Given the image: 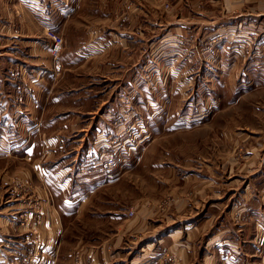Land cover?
<instances>
[{"label":"crops","instance_id":"obj_1","mask_svg":"<svg viewBox=\"0 0 264 264\" xmlns=\"http://www.w3.org/2000/svg\"><path fill=\"white\" fill-rule=\"evenodd\" d=\"M101 3L104 0H0V264H21L37 246L40 257L32 264H78L76 256L79 264H251L249 255L264 256V106L252 113L253 119L228 121L219 129L222 149L218 143L208 145L210 136L203 146L199 137L190 139L195 125L186 115L180 117L179 106L192 80L218 78L213 72L203 73L196 66L188 71L192 66L187 61L171 58L168 62L175 65L161 73V88L146 91L148 99L161 91L164 97L162 142L169 153L163 199L170 208L162 226L148 235L125 228L118 199L101 195L120 182L92 168L91 143L103 138L106 129H98L106 125L96 114L89 115L107 100L92 103L88 91L59 89L53 71L62 62L73 64L86 50L138 42L132 34L106 33L98 25L105 22L98 16L108 14ZM71 26L79 31L76 37L69 33ZM48 27L64 35L65 48L75 57L53 58ZM101 50L87 55L88 60L105 67L100 76L108 69L111 79H122L125 62L117 57L104 61L106 52ZM231 65L227 79L249 80L253 73L264 78V71L252 70L264 62L233 60ZM155 74L148 68L131 76ZM91 126L96 130L93 139L84 130ZM78 129L84 132L77 149L70 139ZM95 195L97 205L92 203ZM40 208L42 213L35 215ZM73 218L82 220L86 239L65 235L63 220ZM156 245L175 252L174 258L165 252L164 260L155 259Z\"/></svg>","mask_w":264,"mask_h":264},{"label":"rangeland","instance_id":"obj_2","mask_svg":"<svg viewBox=\"0 0 264 264\" xmlns=\"http://www.w3.org/2000/svg\"><path fill=\"white\" fill-rule=\"evenodd\" d=\"M101 5L108 14L98 16L105 21L98 25H103L106 33L120 30L124 31L125 35L132 34L138 39L135 45L119 43V46L98 48L106 52L102 60L117 57V60L121 58L122 62H125L122 67V79H111L108 69L107 75L103 73L100 76L98 72L104 71L105 67L87 58V55H96L94 50L98 49L86 50V55L82 52L84 55H78L76 58L78 60L71 65L63 62L62 65H55L56 69L53 71L59 89L88 91L92 103H98V100L103 98L107 100V104L99 111L89 115L91 118L96 114V119L104 120L106 128L98 130L106 129L105 137L117 143L121 142V145L131 137L135 147L128 150L124 156L115 153L120 160L113 169L101 173L104 168L95 167L94 163L92 168L101 174L111 173L113 176L108 177V180L120 178V182L114 188L102 191L101 195L103 197L114 195L118 199L116 202L121 204V214L126 218L125 228L135 229L140 235H148L158 224L162 226L161 220L168 213L170 205L168 200L163 199L166 194L162 180L163 169L168 162L166 157L169 153L162 142L164 97L161 91L148 99L147 88L155 87V91L161 88V73L170 71V66L175 65L168 62L171 58L187 61L188 65L192 66L187 67L188 71H194L193 67L196 66V69L203 73L213 72L218 78L206 79L204 75L202 79L192 80L191 85L187 86L186 101L179 106L178 114H183L180 117L186 115V119L195 125V128L191 129L193 133H190V139L199 137V142H202L203 146L210 136L208 145L218 143L222 149V141L217 140V136L220 137L224 125L236 119L243 121L253 119L252 113H256L260 106H264V78L253 73V79L231 80L227 79L225 74L230 71L233 60L247 61L251 65L264 62V0H104V4ZM85 26L82 24L81 30H84ZM193 26H198L197 31ZM76 29L75 26L70 27L69 33L72 37L78 35L79 31ZM119 40L123 41V38ZM70 51L72 49L63 45L56 58L53 46L51 48L56 61H61L64 57L66 59L75 57ZM195 57L198 61L196 65ZM147 60L151 61L148 68H153L156 74L148 77L143 75L137 79L131 76L137 71L146 72ZM133 61L137 64H131ZM253 66L256 69L252 70L264 71V66ZM19 71L17 69L14 72L19 75ZM233 71L238 72V68ZM221 75H224L223 79L220 78ZM194 87L196 89L191 90ZM138 90H142V93ZM118 92L122 94L119 95ZM82 120H84L82 124L86 123V126L89 124V119L84 117ZM212 124L218 128L212 129L210 127ZM84 130L89 133L90 138L95 137L96 130L93 126L85 127ZM84 130L78 129L71 134L70 140L76 148L83 140L81 134ZM94 144L95 141L94 149L91 143L90 151L95 162L99 154ZM115 189L118 190L114 191ZM97 195L92 198V203L96 205L100 202ZM33 212L38 216L42 209ZM152 218H157L154 223ZM63 221L65 235L87 238L81 235L82 220L73 218ZM156 246L158 247L154 249L155 259L160 257L164 260L166 253L170 259L174 258L175 252L165 251L161 246ZM37 248L30 251L31 253L28 252L20 263L32 264L38 261L40 248L38 246ZM79 258L80 256H76L78 264ZM249 258L251 264H264V256L249 255Z\"/></svg>","mask_w":264,"mask_h":264},{"label":"built area","instance_id":"obj_3","mask_svg":"<svg viewBox=\"0 0 264 264\" xmlns=\"http://www.w3.org/2000/svg\"><path fill=\"white\" fill-rule=\"evenodd\" d=\"M47 35L52 40L53 54L57 58L64 45V37L61 33L56 32L53 29H48ZM131 140V137H129L128 141H124L121 145V142L117 143V141L110 140L105 136H103V138H98L95 144L97 146L99 158L94 162V166L98 168L103 167L104 170L101 173H106L113 169L119 163L120 159L118 158V155L124 156L128 150L135 147ZM115 153L118 155H115ZM122 162H124V160ZM131 214H133V212H131Z\"/></svg>","mask_w":264,"mask_h":264}]
</instances>
